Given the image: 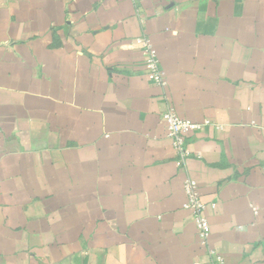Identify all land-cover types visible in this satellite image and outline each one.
I'll list each match as a JSON object with an SVG mask.
<instances>
[{"label": "crops", "instance_id": "1", "mask_svg": "<svg viewBox=\"0 0 264 264\" xmlns=\"http://www.w3.org/2000/svg\"><path fill=\"white\" fill-rule=\"evenodd\" d=\"M170 106L223 126L184 163ZM188 176L224 264H264V0H0V264H210Z\"/></svg>", "mask_w": 264, "mask_h": 264}, {"label": "built area", "instance_id": "2", "mask_svg": "<svg viewBox=\"0 0 264 264\" xmlns=\"http://www.w3.org/2000/svg\"><path fill=\"white\" fill-rule=\"evenodd\" d=\"M136 44L144 53V65L154 83L160 87H165L167 84L166 73L161 67L157 50L152 41L147 37H142L137 40ZM162 121L165 123L168 137L172 140L174 151L178 155L180 163H184V161L191 156L187 144L190 136L200 131L223 129L222 125L214 123L210 119H206L202 123L184 119L180 117L176 109L172 106L168 107V109L163 112ZM184 191L187 197L184 208L191 211L193 215L199 240L201 244L206 247L210 255V264H224L225 259L223 255L209 246L211 225L206 216V205L201 200L198 182L194 178L188 176L184 182Z\"/></svg>", "mask_w": 264, "mask_h": 264}]
</instances>
